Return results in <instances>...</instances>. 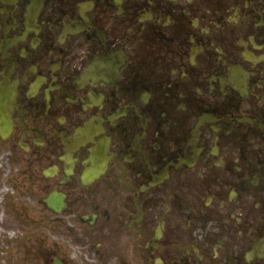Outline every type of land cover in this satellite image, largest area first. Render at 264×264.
Listing matches in <instances>:
<instances>
[{
  "label": "flooded vegetation",
  "instance_id": "1",
  "mask_svg": "<svg viewBox=\"0 0 264 264\" xmlns=\"http://www.w3.org/2000/svg\"><path fill=\"white\" fill-rule=\"evenodd\" d=\"M0 152L42 264H264V0H0Z\"/></svg>",
  "mask_w": 264,
  "mask_h": 264
},
{
  "label": "rangeland",
  "instance_id": "2",
  "mask_svg": "<svg viewBox=\"0 0 264 264\" xmlns=\"http://www.w3.org/2000/svg\"><path fill=\"white\" fill-rule=\"evenodd\" d=\"M2 173V183L0 185V233L9 232V236L0 237V264H21V262L17 261L22 256L16 251L15 248L17 247H20L24 251L30 250L31 257L33 258L32 261H35V258L41 257L42 253L45 252L44 247L56 242H63V240L61 238L58 239L55 235H46L43 229L37 227L31 229L34 235L32 239H11L14 237L13 234L17 232V227L20 224L16 223L6 211L17 212L18 210L23 211L27 208L28 211L25 212L27 215L25 217L26 224L23 223L25 225L23 227H27V224L31 223V221L39 224L38 221H41L42 215L40 208L32 205V201L24 197L23 190L19 189L18 181L16 179L11 181L12 175H9L8 172ZM7 180L9 181L7 182ZM10 185L14 187V190L10 189ZM15 186H18V188ZM6 190L10 192L14 191V198L9 203V210L8 206H5L3 203ZM13 202H15V205H13ZM18 241L20 242L15 244Z\"/></svg>",
  "mask_w": 264,
  "mask_h": 264
},
{
  "label": "water",
  "instance_id": "3",
  "mask_svg": "<svg viewBox=\"0 0 264 264\" xmlns=\"http://www.w3.org/2000/svg\"><path fill=\"white\" fill-rule=\"evenodd\" d=\"M51 208L53 207L54 209L58 210V206L57 205H51Z\"/></svg>",
  "mask_w": 264,
  "mask_h": 264
}]
</instances>
